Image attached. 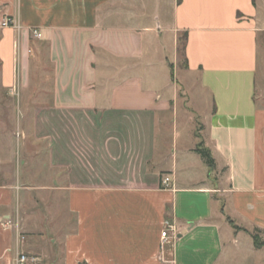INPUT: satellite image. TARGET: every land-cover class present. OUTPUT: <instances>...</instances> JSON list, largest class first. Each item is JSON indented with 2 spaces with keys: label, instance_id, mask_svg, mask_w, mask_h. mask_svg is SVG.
Returning a JSON list of instances; mask_svg holds the SVG:
<instances>
[{
  "label": "crops",
  "instance_id": "obj_1",
  "mask_svg": "<svg viewBox=\"0 0 264 264\" xmlns=\"http://www.w3.org/2000/svg\"><path fill=\"white\" fill-rule=\"evenodd\" d=\"M128 4L0 0V17L15 23L0 37V84L14 95L51 97L38 108L46 120L62 118L60 137L53 125L38 137L50 138L51 166L77 175L83 167L74 145L102 133L109 158L121 144H139L144 164L151 162L139 183L45 186L73 217L58 255L37 249L43 231L25 237L6 222L20 200L2 184L3 163L14 151L11 143L4 149L0 134V264L26 252L44 259L25 264H264V247L256 248L250 234L264 230V0H173L164 18ZM185 34L186 72L197 76L211 106L198 133L191 118L192 139L180 145L177 135L169 156L163 129L168 121L179 127L176 87L169 75L159 89L139 70L160 54L168 73L167 39L178 59ZM200 140L213 166L198 151Z\"/></svg>",
  "mask_w": 264,
  "mask_h": 264
},
{
  "label": "rangeland",
  "instance_id": "obj_2",
  "mask_svg": "<svg viewBox=\"0 0 264 264\" xmlns=\"http://www.w3.org/2000/svg\"><path fill=\"white\" fill-rule=\"evenodd\" d=\"M172 2L173 0H132V5L128 4L129 6L127 7L141 9L154 14L161 13L162 15L170 10ZM262 13L264 15V10ZM162 18H164V15H162ZM2 21L0 17V37L4 28L1 26ZM260 41V49H264V33L260 34ZM165 47L168 52L167 56L172 64L170 71H168L169 74L166 72L168 70L167 65L162 63L163 59L160 54L155 55L156 64L149 67L148 70L143 67V69L139 70V73L147 76L149 82L157 81V84L161 85L159 89H163L166 86L168 80L167 82L165 80L170 75V81L174 82L176 87L178 108L181 112V118L178 121L179 127L168 121L163 129L164 146L167 151L169 150V156H171L172 148L176 147L175 144L173 145L176 136L178 135L180 145L184 141L185 143L189 142L192 137L190 127L193 124L191 118H194L193 123L197 126L196 132L198 133L211 105L207 95L198 86L197 76L186 72V59L182 49L183 41L179 46L178 59H176V48L172 39L171 41L169 40V37ZM40 50L41 57L43 59L46 58L47 51L45 47ZM260 63L262 64V62ZM263 71L264 65H261L259 69L260 80L263 79ZM131 72L133 73V71ZM35 75L38 77L39 73ZM163 91L168 93L167 89ZM50 99V96L45 95H40L36 98L27 94L25 96L14 95L0 84V134H2L5 143L4 149H8L11 143L14 151L13 158L3 163L4 175H2V184L13 186L16 192L19 191L16 198L18 201L20 200V205L16 206V209L11 207L7 210V212L13 213V217L10 221L7 218L6 222H11L10 224L14 228L17 227L19 229L21 236L25 237L43 231V238L40 239L43 244L37 249L44 252L49 249H57L59 255L60 251H62V235L71 229L72 225L70 222H72L73 217L67 213L64 202L59 201L58 195L60 194L46 189L45 186H60L72 182L76 184L112 185L139 183L145 179L142 172L145 171L144 167L146 164L144 162L146 160L143 158L139 144H135L131 148L129 146L127 150L121 144L122 147L120 145L115 147V151L111 153L112 158H109L108 153L105 151L106 146L102 144L103 133L97 136L95 142L86 136L85 140L82 139V143L74 145V152L78 153L82 158L80 164L83 168L76 169V171L80 170L77 175L68 177V169L61 166H51L50 138H38L49 133L48 130H50L52 125L54 133L57 132L58 137H60L63 130L60 114L54 113L53 116L49 114V118L46 120V114H39L38 112L41 104L50 102ZM185 110H191L194 113L186 114ZM50 117L53 119L54 124L50 121ZM73 130L75 135L76 129L73 128ZM97 141L100 143L97 144ZM200 146L203 147L202 141ZM56 151L59 156L61 154L60 144H58ZM179 162L180 168L183 167L181 164L183 160L180 159ZM148 164L151 165V162H148ZM31 241L34 245L38 242L35 238L31 239ZM26 255L33 261L37 257L32 252H26ZM40 257L39 261H43L44 256ZM35 261H38V259Z\"/></svg>",
  "mask_w": 264,
  "mask_h": 264
},
{
  "label": "trees",
  "instance_id": "obj_3",
  "mask_svg": "<svg viewBox=\"0 0 264 264\" xmlns=\"http://www.w3.org/2000/svg\"><path fill=\"white\" fill-rule=\"evenodd\" d=\"M182 41H183V48H182L183 49V53H184L185 59L187 60V57H186V42H187V36H186V34L180 36V38L178 40L179 46H180V43ZM179 48H178V50H179ZM198 151L207 160V162L210 164V166H213L214 159L210 155V152L207 149L202 148L201 146L198 147ZM231 223L233 224L232 221H231ZM235 228L236 229H240L239 227H236V226H235ZM250 234L252 236V239H253V242H254V246L256 248H262V247H264V236H263L264 235V230L259 229V228H255L253 231L250 232Z\"/></svg>",
  "mask_w": 264,
  "mask_h": 264
},
{
  "label": "built area",
  "instance_id": "obj_4",
  "mask_svg": "<svg viewBox=\"0 0 264 264\" xmlns=\"http://www.w3.org/2000/svg\"><path fill=\"white\" fill-rule=\"evenodd\" d=\"M15 23L12 22L11 19L9 18H5L2 22H1V26L2 27H10V26H14ZM33 34L36 37H41V34L37 31V30H33ZM171 181L170 177H166L164 179V184H169ZM168 226H166V228L162 231V238L164 240H167L169 235H168ZM28 261V257L25 254H18L17 257L14 259L13 264H25Z\"/></svg>",
  "mask_w": 264,
  "mask_h": 264
}]
</instances>
